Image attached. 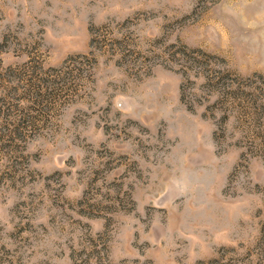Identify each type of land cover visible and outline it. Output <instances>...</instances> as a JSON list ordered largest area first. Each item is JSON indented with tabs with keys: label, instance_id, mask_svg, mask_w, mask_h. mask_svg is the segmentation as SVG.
<instances>
[{
	"label": "rangeland",
	"instance_id": "obj_1",
	"mask_svg": "<svg viewBox=\"0 0 264 264\" xmlns=\"http://www.w3.org/2000/svg\"><path fill=\"white\" fill-rule=\"evenodd\" d=\"M0 264H264V0H0Z\"/></svg>",
	"mask_w": 264,
	"mask_h": 264
}]
</instances>
